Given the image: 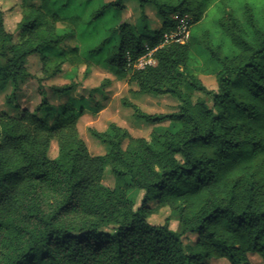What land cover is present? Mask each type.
Returning <instances> with one entry per match:
<instances>
[{
	"label": "trees",
	"instance_id": "16d2710c",
	"mask_svg": "<svg viewBox=\"0 0 264 264\" xmlns=\"http://www.w3.org/2000/svg\"><path fill=\"white\" fill-rule=\"evenodd\" d=\"M23 1L31 3L24 6L18 43H11L0 12L1 79L27 78L28 57L38 54L44 60L49 48L56 47L62 62L68 52L57 46L73 38L76 28L58 33L56 25L68 20L77 26L90 0L69 17L60 10H69L72 0H52L47 11L34 0ZM122 1L104 2L91 19ZM134 1L140 32L121 22L89 52L104 50L109 70L128 76L138 93L176 97L178 111L170 114L140 112L123 101L136 118L166 119L176 127L154 130L149 141L113 123L108 132L90 129L109 147L106 154L93 156L79 136L81 110H55L42 99L35 112L23 110L1 120L0 264H205L212 257L248 264V253L264 258V3ZM146 5L162 20L158 30L147 25ZM212 6V29L191 33L184 44L159 48L152 66L126 67L127 56L137 58L146 44L156 45L175 28L174 15L193 14L197 20ZM197 44L204 48L205 61L199 71L214 75L216 91L207 89L191 67ZM182 85L203 93L211 105L202 97L193 101ZM43 104L46 114L39 116ZM52 139L59 149L55 160L47 156ZM105 166L114 176L112 188L102 183ZM134 190L142 191L137 205ZM162 207L169 216L162 224H150V215ZM171 219L177 220V230L170 228ZM192 233L195 243H184L183 236Z\"/></svg>",
	"mask_w": 264,
	"mask_h": 264
},
{
	"label": "rangeland",
	"instance_id": "374dc122",
	"mask_svg": "<svg viewBox=\"0 0 264 264\" xmlns=\"http://www.w3.org/2000/svg\"><path fill=\"white\" fill-rule=\"evenodd\" d=\"M52 0H34L35 6L43 5L44 11L51 9ZM86 0H72L69 10H60V14L69 17L81 10V4ZM111 0H90L82 11V18L77 26L71 25L70 21H60L56 25L58 33H65L76 28L73 38L60 43L57 48L65 49L68 53L59 59L55 56L56 47L45 50L47 58L41 59L40 55L33 54L28 57L26 70L29 75L27 78L18 81L0 78V121L8 117H17L23 110L35 112V109L41 103L42 99L47 101L48 105L54 106L55 110H66L72 107L73 111H82L78 119L77 127L80 138L85 142L90 155H103L109 151V147L94 137L90 129L97 132H108L110 124H116L126 130L131 137H143L150 140L151 133L154 130L174 129L176 124L169 120L159 122H148L134 116L133 108L126 106L123 101H129L136 105L140 112L148 114H170L178 111L179 101L170 94H144L138 93L135 83L128 81V76L116 77L108 68L106 62V53L104 50L89 52L102 38L107 36L110 28L115 27L121 22L131 24L136 33L141 30L140 10L134 0H123L120 7H110L101 17L91 19V13L100 7L104 2ZM262 4L264 0H254ZM26 3L23 0H0V12L2 15L3 26L6 32L11 36V43L15 44L21 41L22 32L19 22L23 16ZM56 5V4H55ZM56 12V6H52ZM76 8V10H73ZM203 13L196 17L193 14L179 15L188 24L189 36L193 32L203 34L206 29H212V19L215 11ZM74 11V12H72ZM145 17L150 29L158 30L162 25V20L156 15L152 5H146ZM187 39V40H188ZM105 45V44H104ZM102 45V46H104ZM76 47V51L71 49ZM204 48L197 44L192 47L193 64L191 65L194 73L200 78L205 87L211 91H216V79L214 75L200 73V68L204 66L203 59ZM128 73V72H127ZM69 86L68 89L56 91V88ZM181 89L189 94L193 101L202 97L208 105L210 100L198 91L182 85ZM66 106V109H65ZM39 116H45L46 110L44 104L41 105ZM128 138L122 142L125 148ZM47 156L50 160H55L59 156V149L56 139L49 143ZM102 183L112 188L114 186V176L109 166H105L102 172ZM47 192L49 188L47 187ZM135 205L142 197V191H131ZM51 192H49L50 198ZM167 207L156 210L148 218L150 224H162L169 216ZM73 221L81 222L80 216H72ZM170 228L178 229V222L175 219L170 220ZM1 233V230H0ZM183 242L194 244L197 235L186 234L183 236ZM2 255L0 254V260ZM248 264H264V258L256 253L247 254ZM205 264H230L227 259L212 257L205 261Z\"/></svg>",
	"mask_w": 264,
	"mask_h": 264
},
{
	"label": "built area",
	"instance_id": "2783aa9c",
	"mask_svg": "<svg viewBox=\"0 0 264 264\" xmlns=\"http://www.w3.org/2000/svg\"><path fill=\"white\" fill-rule=\"evenodd\" d=\"M176 20L175 28L169 32L164 33L161 40L156 45L146 44L143 53L135 59H131L127 56L126 67L131 70H141L146 67L152 66L155 63V52L169 43L184 44L189 36L188 24L183 18H179L178 15H174Z\"/></svg>",
	"mask_w": 264,
	"mask_h": 264
}]
</instances>
